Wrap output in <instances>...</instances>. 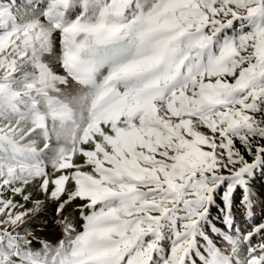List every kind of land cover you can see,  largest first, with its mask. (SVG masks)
Instances as JSON below:
<instances>
[{
    "label": "snow or ice",
    "instance_id": "6c2138e0",
    "mask_svg": "<svg viewBox=\"0 0 264 264\" xmlns=\"http://www.w3.org/2000/svg\"><path fill=\"white\" fill-rule=\"evenodd\" d=\"M0 264H264V0H0Z\"/></svg>",
    "mask_w": 264,
    "mask_h": 264
}]
</instances>
